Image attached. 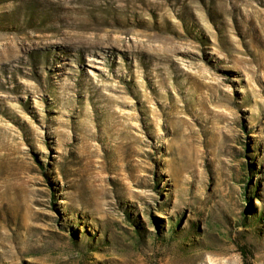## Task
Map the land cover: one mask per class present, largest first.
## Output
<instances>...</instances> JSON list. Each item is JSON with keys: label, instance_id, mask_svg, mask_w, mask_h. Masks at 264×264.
Returning <instances> with one entry per match:
<instances>
[{"label": "rangeland", "instance_id": "1", "mask_svg": "<svg viewBox=\"0 0 264 264\" xmlns=\"http://www.w3.org/2000/svg\"><path fill=\"white\" fill-rule=\"evenodd\" d=\"M264 264V0H0V264Z\"/></svg>", "mask_w": 264, "mask_h": 264}, {"label": "trees", "instance_id": "2", "mask_svg": "<svg viewBox=\"0 0 264 264\" xmlns=\"http://www.w3.org/2000/svg\"><path fill=\"white\" fill-rule=\"evenodd\" d=\"M241 254L243 257V264H254L252 256L248 253L247 248H243L241 250Z\"/></svg>", "mask_w": 264, "mask_h": 264}]
</instances>
